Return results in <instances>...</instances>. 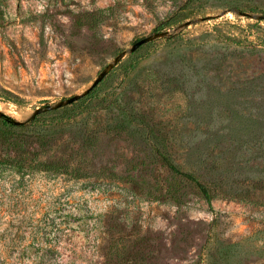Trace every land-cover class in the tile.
<instances>
[{
	"label": "rangeland",
	"instance_id": "374dc122",
	"mask_svg": "<svg viewBox=\"0 0 264 264\" xmlns=\"http://www.w3.org/2000/svg\"><path fill=\"white\" fill-rule=\"evenodd\" d=\"M236 11L264 0H0V112L19 121L168 32L15 129L81 176L0 165V264H264V19Z\"/></svg>",
	"mask_w": 264,
	"mask_h": 264
},
{
	"label": "trees",
	"instance_id": "16d2710c",
	"mask_svg": "<svg viewBox=\"0 0 264 264\" xmlns=\"http://www.w3.org/2000/svg\"><path fill=\"white\" fill-rule=\"evenodd\" d=\"M109 9L110 8L99 9L98 15L101 17L105 16L106 12L109 11ZM142 46H140L139 48H141ZM136 51H134L133 53H135ZM133 53H131L130 55H132ZM96 87L92 91H90L89 94L82 97L78 101L72 103V106H75L73 104H77L80 102L84 104V102H86L87 99L93 95ZM83 106L84 105H82L81 107H77V108H81V109H77V111H75L74 107L70 108L69 110L71 111V113H69L66 116V118L70 119L76 117V115H78V110L83 111L84 109ZM41 114L35 116L30 121V123H26L22 125H13L7 122L4 119V117H0V165L12 166L19 171L25 169H35L38 171L52 172V173H69L72 174V176L75 178H80L81 176L80 170L77 169L76 167H72V165L69 162L63 160L60 161L52 156H45L44 158H40L39 156H37L38 154L35 152L29 155L30 152L27 151L30 142L29 139L34 137L35 138L34 140H37L38 138L37 135H33V134H31L32 136L24 135L22 131L16 132L15 129L23 130L25 128L31 127V125L35 124V121L38 119V117ZM37 142L38 141H35L36 144ZM41 144H44V141L41 142ZM158 154L164 165L174 176H178L183 180L192 183L197 188L201 197L208 204V206H211V202L213 198L212 194L209 188L203 182H201L197 178V176H195L190 172L180 170L177 167V165L174 162H172V160L165 154L161 152H158Z\"/></svg>",
	"mask_w": 264,
	"mask_h": 264
},
{
	"label": "water",
	"instance_id": "95a60500",
	"mask_svg": "<svg viewBox=\"0 0 264 264\" xmlns=\"http://www.w3.org/2000/svg\"><path fill=\"white\" fill-rule=\"evenodd\" d=\"M236 13H238L239 15L242 16H247V17H254L256 19H264V14H257V15H253L251 13H247V12H243V11H236ZM207 17H202L199 20H204ZM193 21L188 20L185 21L184 23H182L180 26H186L190 23H192ZM168 35L167 31H160V32H154L152 34L143 36L137 40H135L133 43H131L130 47L126 50H123L121 52H119L118 54H116L113 59L107 63L98 73L97 75L94 77V79L79 93H75L72 94L68 97H66L65 99H61L53 104L50 103H46L43 104L39 107H36L32 113L30 114V116L24 120V121H19L16 120L14 118H11L7 115H5L4 113L0 112V117H4V119L13 124V125H22V124H26L29 121H31L35 116L44 113V112H48V111H52L58 108H62L64 106L67 105H71L72 103L78 101L79 99H81L82 97L86 96L87 94L90 93V91H92L104 78L105 76L110 72V70L115 67L126 55L133 53L134 51H136L140 46L144 45L145 43H148L152 40H154L155 38H159V37H165Z\"/></svg>",
	"mask_w": 264,
	"mask_h": 264
}]
</instances>
